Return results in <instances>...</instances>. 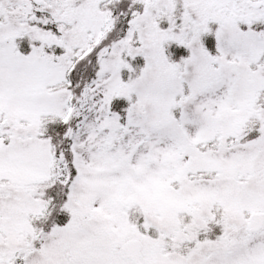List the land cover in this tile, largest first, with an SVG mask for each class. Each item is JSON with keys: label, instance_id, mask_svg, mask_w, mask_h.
I'll return each instance as SVG.
<instances>
[{"label": "snow or ice", "instance_id": "1", "mask_svg": "<svg viewBox=\"0 0 264 264\" xmlns=\"http://www.w3.org/2000/svg\"><path fill=\"white\" fill-rule=\"evenodd\" d=\"M0 264H264V0H0Z\"/></svg>", "mask_w": 264, "mask_h": 264}]
</instances>
